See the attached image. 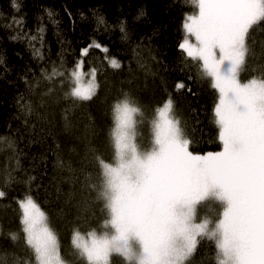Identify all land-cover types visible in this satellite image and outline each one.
I'll return each mask as SVG.
<instances>
[{"label":"trees","instance_id":"1","mask_svg":"<svg viewBox=\"0 0 264 264\" xmlns=\"http://www.w3.org/2000/svg\"><path fill=\"white\" fill-rule=\"evenodd\" d=\"M196 8L191 0H0V264L35 263L19 206L28 196L45 213L62 259L89 264L72 237L108 230L97 158L115 162L114 106L126 96L139 109L140 150L150 148L157 110L171 99L189 150L221 151L219 93L179 47ZM247 44L241 79L264 78V22L250 30ZM79 59L84 71L95 70L99 88L91 101L71 96ZM90 218L96 226L85 225ZM198 239L185 264H218L215 241ZM109 264L130 262L112 254Z\"/></svg>","mask_w":264,"mask_h":264},{"label":"snow or ice","instance_id":"2","mask_svg":"<svg viewBox=\"0 0 264 264\" xmlns=\"http://www.w3.org/2000/svg\"><path fill=\"white\" fill-rule=\"evenodd\" d=\"M191 2L199 12L187 17L186 36L179 47L199 62L202 75L219 91L215 123L223 149L206 155L189 151L190 141L174 118L169 99L157 110L153 147L138 151L128 130L139 109L127 96L118 102L114 106L115 163L97 158L103 179L100 196L111 216L105 227L110 225L113 233L97 236L92 232L86 240L77 232L72 240L89 264H109L113 253L130 264H185L198 238L205 237L215 241L218 264H264V78L246 83L238 78L250 51V30L264 22V0ZM120 66L111 61V67ZM83 71L81 61L70 73L71 96L91 101L99 84L95 70L87 83ZM4 195L0 191V197ZM209 199L223 205L222 217L215 223L207 218L196 223L197 206ZM19 206L24 240L38 264H65L57 237L38 204L28 196Z\"/></svg>","mask_w":264,"mask_h":264},{"label":"rangeland","instance_id":"3","mask_svg":"<svg viewBox=\"0 0 264 264\" xmlns=\"http://www.w3.org/2000/svg\"><path fill=\"white\" fill-rule=\"evenodd\" d=\"M198 12H199V9H198V7L196 8V11L194 12V13H192V14H190V15H188V16H192V15H198ZM187 16V17H188ZM186 20H187V18L185 19V21H184V23H183V29H184V24H185V22H186ZM184 34H185V36H186V31H185V29H184ZM188 38H189V40H190V42L191 43H193V44H195L196 43V41H195V38L194 37H192V36H188ZM184 39H185V37H184ZM183 39V40H184ZM183 42V41H182ZM181 42V43H182ZM85 49H83L82 51H81V53L83 54V51H84ZM82 61V59H79L78 60V62H77V64L78 63H80ZM247 75H248V73H246ZM93 76V70H87V71H83V77H84V82L85 83H87V81L91 78ZM239 80L241 81V83H246L247 81H249V80H251L252 78H250V79H248V80H245V81H243L242 79H241V75L239 74ZM218 91V90H217ZM218 93H219V91H218ZM219 98H220V94H219ZM167 102V101H166ZM166 102H164V103H166ZM164 103L160 106V107H162L163 105H164ZM218 103H219V101H218ZM217 103V104H218ZM159 107V108H160ZM158 108V109H159ZM139 113V112H138ZM138 113H136L134 116H133V123L130 125V127H129V130H128V134H129V138H130V142L132 143V144H135L136 146H137V149H138V151H141V152H146V151H150L151 150V148L153 147V144H154V137H155V129H154V122L156 121V119H157V114H156V116H155V118H154V121H153V125H152V129H151V131H152V134H151V146H150V148L149 149H146V150H140L139 149V145H141V143H140V141H138L137 140V134H136V132H135V126H136V121H137V115H138ZM114 115H115V113H114ZM115 128H116V122L114 123V130H113V135H114V148H115ZM143 138L145 139L146 137H145V135L143 136ZM222 144V143H221ZM222 149H223V145H222ZM222 149H221V151H222ZM190 151V150H189ZM209 153V152H208ZM193 154H195V153H193ZM207 153H204V154H195V155H206ZM115 163V162H114ZM113 163V164H114ZM104 201H106L105 199H104ZM220 207V211H219V214H218V218L216 219V221L218 220V219H220L221 217H222V211H223V205L219 202V201H216V200H214V199H209V200H207V201H204V202H202L200 205H198L197 206V217H196V223H200V222H202L205 218H207V219H209V220H211L212 219V216H214V215H217V208H219ZM21 213H22V215H21V217H22V219H23V210L21 209ZM110 219H111V216L109 215V218L107 219V220H105L104 221V223H103V226H104V228H103V230H107V231H104V232H101V233H96V235L97 236H100V235H103L105 232H107V233H109V235H111L112 233H113V230L111 229V227H110V225L106 228L105 227V224H106V221H110ZM215 221V222H216ZM46 222V224H47V226H48V223H47V221H45ZM214 222V223H215ZM95 224V222H94V219L93 218H90V219H88L87 221H86V226L87 225H93V226H96V225H94ZM102 224L101 223H99V226L97 225V228H99L100 229V226H101ZM23 227H24V225H23ZM90 233H92V232H90ZM89 234V233H88ZM81 235L82 237H84L86 240H88V239H90V237H89V235ZM74 237V236H73ZM73 237H72V240H73ZM73 244V243H72ZM73 247H75L74 245H73ZM79 250V249H78ZM66 252L68 253V255L73 259L74 258V253L73 252H71L69 249L68 250H66ZM113 254H115V253H113ZM112 256V255H111ZM110 256V257H111ZM61 257V256H60ZM110 257H109V259H110ZM120 257H122L123 259H125L123 256H120ZM61 259H62V257H61ZM63 260V259H62ZM85 260L88 262V260L86 259V257H85ZM126 260V259H125ZM64 261V260H63ZM127 261V260H126ZM65 262V261H64ZM129 262V261H128ZM89 263V262H88ZM134 263V262H133ZM34 264H38V262L35 260V263ZM65 264H67L66 262H65Z\"/></svg>","mask_w":264,"mask_h":264}]
</instances>
